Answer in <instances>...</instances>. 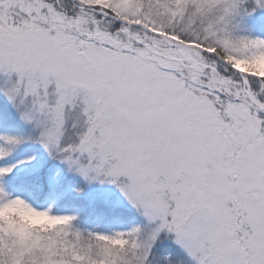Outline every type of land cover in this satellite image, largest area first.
Here are the masks:
<instances>
[{"label": "snow or ice", "instance_id": "6c2138e0", "mask_svg": "<svg viewBox=\"0 0 264 264\" xmlns=\"http://www.w3.org/2000/svg\"><path fill=\"white\" fill-rule=\"evenodd\" d=\"M0 264H264V0H0Z\"/></svg>", "mask_w": 264, "mask_h": 264}]
</instances>
